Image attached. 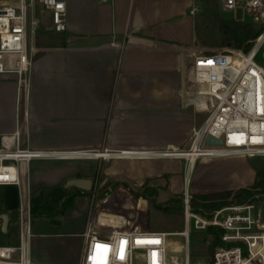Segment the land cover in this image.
<instances>
[{"label": "crops", "instance_id": "1", "mask_svg": "<svg viewBox=\"0 0 264 264\" xmlns=\"http://www.w3.org/2000/svg\"><path fill=\"white\" fill-rule=\"evenodd\" d=\"M61 1L66 9L65 31H53L50 13L38 4L33 8L35 25L30 28L28 22L32 68L22 146L47 153L188 147L197 111L190 99L181 98V68L197 49L216 50L196 44L190 30V16L196 15L189 13L192 1ZM16 89L12 78L0 76V138L8 147L14 145ZM70 179H90L93 187L124 181L135 189L150 181L171 194H181L187 179L190 194H210L250 187L255 168L243 155L200 159L192 168L172 158L49 155L32 159L27 167L30 193ZM115 195L143 211L142 224L148 230L144 221L146 212L152 213L150 200H134L125 189ZM19 204L20 189L0 185V217L6 214L8 219L2 231L0 218V248L19 246L18 223L11 218ZM87 204L86 198H77L73 212L58 218V224L30 222L27 257L32 264H80ZM18 258L16 252L0 264Z\"/></svg>", "mask_w": 264, "mask_h": 264}, {"label": "built area", "instance_id": "2", "mask_svg": "<svg viewBox=\"0 0 264 264\" xmlns=\"http://www.w3.org/2000/svg\"><path fill=\"white\" fill-rule=\"evenodd\" d=\"M191 1L190 15L199 12L206 1H213L222 11H232L244 3L247 15L252 17L254 24L263 28V32L248 51L228 46L214 51L197 49L190 60L183 62L181 98L190 99L195 110L205 114L203 121L193 128L188 147L157 151L81 150L58 153L23 147L21 131L26 120V94L32 68V54L27 40L28 22L30 28L35 25L33 8L38 4L50 13L52 30L63 32L66 29L65 4L61 0L0 2V76L12 78L17 86L14 145L8 147L5 138H0V185H15L20 189L17 220L20 243L18 247L0 248L3 251L1 262L18 252V261L7 264H32L27 257L31 217L30 192L26 183L27 167L32 159L49 155L88 159L172 158L183 161L191 168L183 152L194 154L193 164L200 159L229 155L264 157V64L256 61L259 52L264 49V0ZM262 55L264 57V53ZM208 136L221 140L222 145L205 146ZM104 154L109 157L101 158ZM181 194L184 229L176 233L145 229L143 211L125 202L121 208H115L97 200L91 206L82 234L85 247L80 264H190L188 244L191 226L199 232H206L209 228L222 231V244L215 248L210 264H264V221L258 206L253 203L225 206L207 216L192 210L187 179ZM152 199L149 205H152ZM170 236L183 238L181 260L176 256L177 251L172 252L175 256L169 255ZM122 241L126 243L122 245ZM97 245H107L108 248H97ZM121 247L122 259L119 258Z\"/></svg>", "mask_w": 264, "mask_h": 264}, {"label": "trees", "instance_id": "3", "mask_svg": "<svg viewBox=\"0 0 264 264\" xmlns=\"http://www.w3.org/2000/svg\"><path fill=\"white\" fill-rule=\"evenodd\" d=\"M204 10L209 18L210 24L218 32L220 44L222 47L228 46L242 51H248L253 41L263 32L262 27H257L253 23H243L235 20H226L220 17L217 5L213 1H206ZM168 176L164 175L163 180H167ZM67 181L49 187H42L30 193V217L31 221L34 219H41L50 223L58 224V218L73 212L75 201L80 197H92L93 187L88 190H80L74 186L65 187ZM150 181L143 184L140 189L131 188L127 182L108 181L99 188L100 198H105L109 193V188L119 185L121 183L124 187L129 188L136 197L142 196L139 199H149L152 194V205L156 211H160L166 215H183L182 208V194L173 195L165 201H157L158 188L150 185ZM119 187L120 189H125ZM264 192V166L255 168V181L253 185L248 188H241L238 190H229L210 194H193L191 196L192 210L200 214H208L225 206L239 205L244 203H253L254 196L257 190ZM128 191V190H127ZM11 218L17 221L18 211H11ZM222 231L216 228H209L204 232L205 236L212 238L208 243V252H214L215 248L220 246V235ZM212 254L209 257L208 264Z\"/></svg>", "mask_w": 264, "mask_h": 264}, {"label": "rangeland", "instance_id": "4", "mask_svg": "<svg viewBox=\"0 0 264 264\" xmlns=\"http://www.w3.org/2000/svg\"><path fill=\"white\" fill-rule=\"evenodd\" d=\"M204 5L205 2L202 3V9L196 13L195 17H191V22H190V30H193L195 38H196V44L198 46H203L204 49L212 50L213 48H219L221 46L220 40H219V35L216 29L213 28V26L209 22V18L204 10ZM217 5V4H216ZM218 12L220 14V17L226 20H235V21H240L243 23H253L254 21L252 17L248 16L245 8H244V3H240L236 8L232 11H222L220 7L217 5ZM257 25V27H260V25ZM264 49H262L258 56L256 61L259 64H264V57L263 54ZM205 117L204 113H199L197 112V121L196 124L199 125ZM187 148V147H185ZM247 160L250 164L251 167L257 168V167H263L264 166V157L261 156H251L247 157ZM154 185H158L155 184ZM162 185V183H160ZM126 188L123 187V185H115L111 188H109V193L108 197H105L101 199L100 197V187H93L94 192L92 197H82L87 199V211L91 210V206L97 201H103V204L106 206H111L115 208H121L125 203L123 201V196L122 195H115L116 190L119 188ZM127 189V188H126ZM138 189V188H136ZM128 190V194L132 198H139L136 197L135 195L132 194L130 189ZM257 194L254 196V202L258 208H260L262 214H263V221H264V192H261V190H257ZM158 196H157V201L162 202L167 200L173 195H179V194H171L166 188L158 190ZM192 194V193H191ZM195 194V192H193ZM192 194V195H193ZM197 194V193H196ZM150 195L152 198V194H147ZM192 201V199H191ZM127 204V203H126ZM151 212H146V218L144 221L145 226L148 228L149 231L153 232H171V233H176V232H181L184 229V221H183V215L181 216H175V215H166L160 211H156L153 207V205H149ZM190 206L192 208V205L190 203ZM180 207L182 208L183 211V204H180ZM151 213V215H150ZM212 213V212H211ZM211 213L205 214L209 216ZM143 217V216H142ZM212 238L210 236H205L204 232H199L193 229L191 226L190 229V235H189V244H188V250H189V255H190V264H197L198 262L201 264H208V259L212 253L208 252V243L211 241ZM169 241L172 244H176L179 247H181L180 252L177 253V258L181 260L183 258V238L180 236H170ZM171 252H169L170 256H175L173 254L172 250L170 249Z\"/></svg>", "mask_w": 264, "mask_h": 264}, {"label": "water", "instance_id": "5", "mask_svg": "<svg viewBox=\"0 0 264 264\" xmlns=\"http://www.w3.org/2000/svg\"><path fill=\"white\" fill-rule=\"evenodd\" d=\"M205 146H221L222 141L216 140L210 136H208L204 141ZM74 186L80 190L88 191L93 187V183L90 179H70L66 182L65 187ZM2 219V231H5L7 225V215L3 214L0 217Z\"/></svg>", "mask_w": 264, "mask_h": 264}, {"label": "bare ground", "instance_id": "6", "mask_svg": "<svg viewBox=\"0 0 264 264\" xmlns=\"http://www.w3.org/2000/svg\"><path fill=\"white\" fill-rule=\"evenodd\" d=\"M183 155H185L188 158V161L190 162L191 168L193 167V161H194V154L192 152H183ZM107 157H109V155H107ZM102 158V157H101ZM169 249H171L172 251H177L180 252L181 247H179L176 244H172V246L169 247Z\"/></svg>", "mask_w": 264, "mask_h": 264}, {"label": "snow or ice", "instance_id": "7", "mask_svg": "<svg viewBox=\"0 0 264 264\" xmlns=\"http://www.w3.org/2000/svg\"><path fill=\"white\" fill-rule=\"evenodd\" d=\"M159 241H148V243H158ZM124 243H126V242H124V241H122L121 242V244L123 245ZM138 243H140V241H138ZM97 248H101V247H103L104 249H106L107 250V248H108V246L107 245H97L96 246ZM155 255V254H154ZM119 258H123V247H121V254H120V257Z\"/></svg>", "mask_w": 264, "mask_h": 264}]
</instances>
